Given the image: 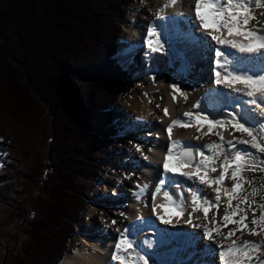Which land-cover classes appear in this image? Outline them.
Here are the masks:
<instances>
[{
	"label": "trees",
	"instance_id": "16d2710c",
	"mask_svg": "<svg viewBox=\"0 0 264 264\" xmlns=\"http://www.w3.org/2000/svg\"><path fill=\"white\" fill-rule=\"evenodd\" d=\"M133 2L0 0V264L71 251L138 83L116 57Z\"/></svg>",
	"mask_w": 264,
	"mask_h": 264
},
{
	"label": "snow or ice",
	"instance_id": "6c2138e0",
	"mask_svg": "<svg viewBox=\"0 0 264 264\" xmlns=\"http://www.w3.org/2000/svg\"><path fill=\"white\" fill-rule=\"evenodd\" d=\"M178 2L167 0L157 10V20L165 23L148 26L146 46L150 53H155L164 51L165 45H169L181 60L180 71L183 72L187 67V59L184 52L174 49L173 33L177 40L193 44L196 53L210 61L208 71L211 83L216 88L209 89L202 100H197L192 109L183 113V118L171 120L163 130L167 132L169 140L163 156L165 178L159 181L151 193L152 212L161 223L169 225L173 223L172 218L158 209L173 208L180 214L175 218L176 223H180L181 216L186 214L182 221L184 224L203 230L202 237L194 233L169 234L186 248L195 250L199 241L206 239L216 242L221 264H264V260L258 256V253L264 251V240L257 244L248 240L237 243V240L231 239L238 231L264 237V203L257 200V197L264 200V195H261L264 186H254V180L245 175L246 172L264 173V155H258L264 154V21L260 19L264 17V0H195L194 7L190 6L189 10L194 12L199 28L207 33L210 40L207 37H195L196 25L190 16L183 13L172 16L163 14ZM181 24L185 27L181 28ZM170 87L174 103L177 94L187 101L188 94L180 85L173 83ZM232 93L238 95L233 96ZM209 98L212 99L211 106L205 103ZM163 112L165 117L170 115L167 108ZM175 127H194L199 134L194 139L212 134L218 140L204 145L185 143L173 139ZM205 127L207 131H202ZM225 131H228L231 139L225 138ZM234 133H240V136ZM239 145L248 147L242 148ZM135 147L144 160L149 159L142 145L137 144ZM180 177L185 179L181 180ZM226 180L231 181L230 186L225 183ZM186 181H192V185H187ZM198 185L211 189L216 194L215 199ZM173 186H176L178 193L171 191ZM136 188V199L139 201L147 193L149 185L137 183ZM185 188L191 193L190 205L183 195ZM162 190L164 203L158 204L157 197ZM222 203L225 204L223 216L218 220V210ZM188 206L191 211H188ZM213 209L217 211L212 212L209 218L208 214ZM257 210L260 212L258 217ZM198 212L203 213V217L194 215ZM249 212L252 213L250 221ZM194 220L203 222L193 223ZM153 223L150 217L137 215L135 221L126 225L122 231L118 230L115 247L110 251L109 264H150L152 257L135 237L145 228L152 227ZM111 224L115 225L117 221L112 220ZM228 224L237 227L224 234L221 229ZM217 236L221 237L220 241L216 240ZM224 240H230V243L225 246L222 242ZM171 242L161 240V243ZM145 243L148 247L152 246L151 241ZM209 254H216V249L210 244L204 245L202 252L192 253L194 256ZM199 264H203V261Z\"/></svg>",
	"mask_w": 264,
	"mask_h": 264
},
{
	"label": "bare ground",
	"instance_id": "6f19581e",
	"mask_svg": "<svg viewBox=\"0 0 264 264\" xmlns=\"http://www.w3.org/2000/svg\"><path fill=\"white\" fill-rule=\"evenodd\" d=\"M167 2V0H136L131 6V13L134 11L139 10L138 17H135L134 24L127 27L125 30L128 34L127 39L122 40L120 43V49L123 50V47L127 46L126 51V58L134 57L132 58V67H134L137 70H141L142 66L139 64L140 59L145 57L142 55L141 51L144 49V54L149 53L150 58L148 61L155 62V63H162L165 62L167 65H171V67H168L164 71L170 70L172 68V65L176 64V69L173 71V75L170 77L169 81L167 82H159L157 84V87L151 88V91L148 93L149 96L146 97L144 103L138 102L135 98L133 99H126L123 101V104L125 106H120V110L123 115L126 116L127 119H130L128 124L129 127H127V131H125V134L129 136V138H126L123 143H125V146L120 148H123V154H124V160L120 163V172L119 174H113L109 173L108 178H104L111 186H113L112 194H110V198L118 197L121 200L117 201L114 204V209L109 207L99 209L98 212L95 213V209L91 210V216L89 214V211L86 214V217L91 218L92 221L87 222V227L84 230V234H81V246L82 249L79 251H76V253H70L65 257L62 264H109V261L111 259L110 257V251L114 249L116 238H113L114 229L116 227L123 228L128 225L130 222H133L136 220L137 215H142L144 217H150L152 221V213L149 211L150 207V197L152 191L156 188L158 184V178L160 177V164L163 157L161 148L163 147V150L165 149V146L169 143L168 140V134L166 131H163L167 128L168 124L173 119L177 118H183V113L192 109V105L195 103L194 96L200 93L201 89H204L205 87L211 88V84L207 81L208 76L206 73H202L201 76H199L200 66L195 62H188L186 70L181 72V61H176L173 56L170 55L169 48L167 45H165L164 51H157L155 53H150V50L146 46V39H147V27L143 28V21L145 18H149V23H152L153 19L156 18V12L157 10L164 5ZM141 4H144L143 7H141ZM195 0H179V2L175 5V7H169L165 10L163 13L164 15H175L178 13H183L186 16H190L191 13H194L193 11H190V6L194 7ZM130 13V16H131ZM193 22H198L195 20V17H192ZM210 26L212 24L211 19L208 20ZM158 23L161 24V20H158ZM207 36V33H204ZM210 40V37H208ZM131 45V48H129ZM188 55L197 54L195 49L193 50H185L184 51ZM136 54V55H135ZM191 59V58H190ZM196 59H199V55L196 57ZM191 69V72L189 73V70ZM148 70V69H147ZM159 72H157L155 75H157ZM195 77H199L200 85L194 87H190V85H186L185 80H191V83L194 84L196 79ZM193 80V81H192ZM173 83H176L181 86L182 90L188 94V99L185 101L179 94H177V100L174 103L172 98V88L170 85ZM195 85V84H194ZM233 96L238 95L237 93H233ZM201 96V94H199ZM129 98V97H128ZM200 100H202V96L200 97ZM159 105V107H157ZM167 108L170 115L168 117H165L163 109ZM193 111H198V109H194ZM202 131H207V128L205 127L202 129ZM166 132V134H165ZM226 139H229L228 132L223 133ZM199 135L194 127L189 128H180L175 127L172 132L173 139H178L181 141H184L185 143H191L194 145H204L207 143H211L213 141L218 140V137L212 134L202 136L201 139H194L195 136ZM131 139H135V142L139 145L143 146V152L145 155L148 156V160H144L143 156L140 152L136 150V147L133 146L131 143ZM163 145V146H162ZM151 149V151H149ZM127 161H126V160ZM129 169L130 172H128V175L126 174L127 170ZM131 172L134 173L133 177L128 178V176L131 175ZM108 174L106 173L105 176ZM113 175V176H112ZM154 179V180H153ZM181 180H184V177H180ZM230 182V180H228ZM228 181L226 180V183L228 184ZM137 183L143 185L148 184L149 189L147 193L144 194L143 198L141 200L136 199V192ZM186 184L191 186L192 181H186ZM200 188L204 189V192L207 193L213 200L215 199V193L207 188L204 185H198ZM127 187V189L125 188ZM167 190V189H164ZM115 191H118V195ZM172 192H177L178 189L176 186H173ZM184 197H187V203L190 205L191 202V193L185 188L183 192ZM103 198V197H102ZM97 198V199H102ZM158 204L164 203L163 201V190L160 193V195L157 198L156 201ZM235 203V201L233 202ZM145 204H147V207H145ZM104 207V206H103ZM225 204H221L218 211H222L223 216V210H224ZM158 211L163 213V209H159ZM188 211H191V207L188 206ZM217 211L216 209H213L209 212V218L212 212ZM124 213V216H121L120 214ZM168 217H171L173 220L172 224H169V228L161 225H165L161 222H159L160 225H157V232L159 235V238L162 240H172L169 239L165 235V232L169 231L173 227L181 228L184 226H187L182 221L186 218L185 216H181V222L176 223L175 218L180 215L177 211L174 213H166L165 214ZM195 216L203 217V213H195ZM96 217H99V220H95ZM127 217V218H125ZM88 218V219H89ZM112 220L117 221V226H114L111 224ZM219 220V219H218ZM202 220H194L193 223H202ZM137 223H139L137 221ZM211 226V225H210ZM233 228V224H228L226 228H222L221 231L224 233H228L229 230ZM192 233L199 234L201 237L203 236V230L200 228H192ZM239 232V231H238ZM241 233V232H239ZM152 232L148 231V228H145L143 231L139 232L138 236L135 237L142 247L146 250L148 255L152 257L150 264H175L172 262H167L164 259V255L166 253H170V251L167 249L163 253V255L155 256L153 254H149L150 251L156 249V240L151 237ZM236 235V234H235ZM80 239V238H79ZM232 240H234L233 237H231ZM242 243L245 240L253 241L255 242V238L251 235H246L242 238ZM216 240L220 241L221 237L217 236ZM145 241H154V243H151L152 246L148 247ZM260 241V239H259ZM225 246H227L230 243V240H224L222 241ZM167 244L170 245V243H164L163 246L165 247ZM210 244L213 249H218L217 244L214 241H209L207 243ZM204 245V239L200 240L197 247L195 248L196 252L199 246ZM171 251L177 249L176 246L170 247ZM184 250L186 247L184 246ZM194 249L192 251H189L190 253H193ZM143 254V253H141ZM210 255V254H209ZM208 255V256H209ZM199 255H195L192 260V262L195 264L196 259ZM259 259L264 260L261 252L258 253ZM200 258V257H199ZM205 262L203 264H218L217 261H215L214 258H208L204 260ZM201 260H198L197 264H199ZM215 262V263H214ZM113 264H117V262H113ZM181 264H191L188 262H182Z\"/></svg>",
	"mask_w": 264,
	"mask_h": 264
},
{
	"label": "rangeland",
	"instance_id": "374dc122",
	"mask_svg": "<svg viewBox=\"0 0 264 264\" xmlns=\"http://www.w3.org/2000/svg\"><path fill=\"white\" fill-rule=\"evenodd\" d=\"M131 7H130V11H131ZM128 19H129V17H127V16L123 17V22L127 23ZM260 19H261V21H264V17H260ZM121 25H122V23H121ZM122 26H124V25H122ZM122 26H121V28H122ZM124 28H125V30L127 29L126 26ZM120 33H121V30H120ZM127 36H128V34H127ZM119 38L122 41L124 39V35L120 34ZM139 59H141V58H139ZM120 64L126 69V66L124 64H122L121 62H120ZM175 69H176V64H174V66L172 65V68H170L169 72L168 71H163V72L161 71L157 75H154L153 77H151L150 80H147L146 76L143 77V75L142 76L136 75V77L141 78V87H137L130 95L123 96L120 100H117V102L111 107V110L113 111V114H114L113 116L119 123L117 126L119 128L118 129L119 133L117 135L116 142H114L112 146L110 145V147H108V150H107V152L109 154L108 159L106 160V164H103L102 167L100 168L99 172L97 173V178L100 179L103 175H104L103 178L109 177L110 174L108 172H106L108 174L107 176H105L106 173H103V172L110 169V166H109L110 164L113 167L112 169H115V172H113V174H119V172L121 171L120 170V163L124 160V154H123V148H120V146L121 147L125 146V143H123V141L126 138H129V136L127 134H125V131H127V127H129L128 124L131 123V121L129 122L130 119H127L126 116L123 115L121 110H120V106H122V105L125 106L123 104V101L126 99L130 100V99L135 98L136 100H138V102L144 103L146 97L149 96L148 93L151 91V88L157 87V84L159 82L169 81V79H171L170 77L174 74L173 71H175ZM142 70H143V68L140 71L138 70L137 72L140 73V72H142ZM132 72H136V70H132ZM199 74H200L199 76H201L200 72H199ZM195 78L196 79H194L195 80L194 84L197 86L200 85L199 83H200L201 79L199 80V77H195ZM185 82H186L185 84L190 85V87H192V86L196 87L194 84L191 83L190 79L185 80ZM225 132H228V131H225ZM234 135L240 136V133H234ZM225 138H227V137H225ZM229 139H231V137H229ZM130 141L133 144V146L135 147V144H136L135 139H131ZM239 146L242 148L248 147L247 145H239ZM253 151H255V150H253ZM258 155H264V154H258ZM128 172H130L129 169L127 170V173H126L127 175H128ZM133 175H134V173L131 172V175L128 176V178L133 177ZM245 175H247L250 179L254 180V186H256V187L264 186V173H262V172H246ZM230 183H231V181L230 182L228 181V184H230ZM102 184H103V186H102ZM112 188H113V186H111L109 184V182H107L105 179H104L103 183L101 182V180L97 182L96 190L93 193L92 201L89 204L90 206L88 208L90 216L92 215L91 210L94 208H95V213L98 212L99 209L106 208L109 206H110V208L114 209V204L117 201H120L121 199L118 197H114V196L112 198H110L109 193L111 192ZM125 188L127 189V187H125ZM112 192H113V190H112ZM115 192L118 195L119 192L118 191H115ZM261 195H264V192H262ZM100 197L101 198L103 197V198L97 199ZM257 200L260 203H264V200H260L259 197H257ZM107 205H109V206H107ZM86 214L87 213L85 212L78 217L77 230L75 231L76 239H75L74 244L71 248V251H70L71 253H75L76 251H79L80 249H82V246L78 244V238H80V240H81V234H84L85 228H88L86 221H88V220H89V222L92 221L91 218H89V216H88L89 219L86 217ZM221 214H222V211L221 212L218 211L217 219H219V216L220 217L222 216ZM259 214H260V212H259V210H257L256 216L258 217ZM211 216H212V214L210 215V217ZM248 216H249V220H251L252 213L249 212ZM97 219L99 220V217H96L95 220H97ZM234 228H236V227H234ZM224 234H226V233L224 232ZM246 235H249V234H247L246 231L243 232V234L236 232V235H234L232 237L234 238V240H237V242H241L243 240L242 238L245 237ZM251 236H253V235H251ZM253 237L255 238V243H257V244H260L262 242V240H264V237H262V236H253ZM259 239H260V241H259ZM67 255H69V254H67ZM261 255L264 259V251H261Z\"/></svg>",
	"mask_w": 264,
	"mask_h": 264
}]
</instances>
